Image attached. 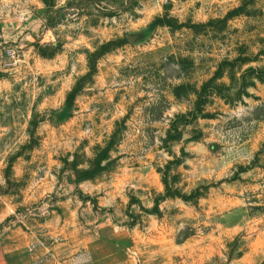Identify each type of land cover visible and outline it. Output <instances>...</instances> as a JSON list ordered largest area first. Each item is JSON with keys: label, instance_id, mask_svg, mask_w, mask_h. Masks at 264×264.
Listing matches in <instances>:
<instances>
[{"label": "rangeland", "instance_id": "374dc122", "mask_svg": "<svg viewBox=\"0 0 264 264\" xmlns=\"http://www.w3.org/2000/svg\"><path fill=\"white\" fill-rule=\"evenodd\" d=\"M0 237L264 264V0H0Z\"/></svg>", "mask_w": 264, "mask_h": 264}, {"label": "crops", "instance_id": "0c3cea01", "mask_svg": "<svg viewBox=\"0 0 264 264\" xmlns=\"http://www.w3.org/2000/svg\"><path fill=\"white\" fill-rule=\"evenodd\" d=\"M18 258V259H17ZM0 264H36L33 257H17L0 237Z\"/></svg>", "mask_w": 264, "mask_h": 264}, {"label": "built area", "instance_id": "2783aa9c", "mask_svg": "<svg viewBox=\"0 0 264 264\" xmlns=\"http://www.w3.org/2000/svg\"><path fill=\"white\" fill-rule=\"evenodd\" d=\"M9 53V55H11V57H12V59H14V57H15V54H14V52L12 51H10V52H8Z\"/></svg>", "mask_w": 264, "mask_h": 264}]
</instances>
